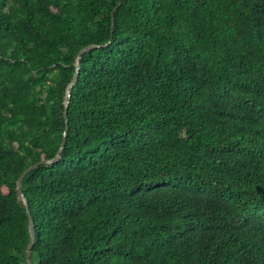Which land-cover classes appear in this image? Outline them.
Wrapping results in <instances>:
<instances>
[{"label": "trees", "instance_id": "16d2710c", "mask_svg": "<svg viewBox=\"0 0 264 264\" xmlns=\"http://www.w3.org/2000/svg\"><path fill=\"white\" fill-rule=\"evenodd\" d=\"M118 2L0 0V264L63 140L33 264H264V0Z\"/></svg>", "mask_w": 264, "mask_h": 264}, {"label": "water", "instance_id": "95a60500", "mask_svg": "<svg viewBox=\"0 0 264 264\" xmlns=\"http://www.w3.org/2000/svg\"><path fill=\"white\" fill-rule=\"evenodd\" d=\"M122 4V0H119L118 4L116 5V7L113 9L112 14H111V18H112V30H113V18H114V13L117 11V9L121 6ZM99 46L96 45H89L87 47H85L84 49H82L78 55H77V62H76V72L79 71L80 69V60L83 57V55H85L86 53H88L92 48H97ZM77 80V73L74 75L73 79L71 80V82L69 83V85L67 86V90H66V98L67 100L65 101V108H64V117H65V132H64V138L66 136L67 130H68V122L66 119V113H67V108L69 105V97H70V93L76 83ZM65 147V140L62 141L60 148L58 149L55 157L51 160H41L38 163L32 164L30 165L26 170L23 171V173L19 176V178L16 181V196L19 199V201L24 205L25 209H26V213L28 216V232H29V243L27 245L26 251H25V262L26 264H33L32 260H31V253H32V248L34 246L35 243V231H34V222L33 219L31 217L30 211L28 209V202L26 197L24 196V193L22 191V184H23V180L24 178L34 169H36L37 167L41 166V165H53L56 164L60 158H61V152L63 151Z\"/></svg>", "mask_w": 264, "mask_h": 264}]
</instances>
